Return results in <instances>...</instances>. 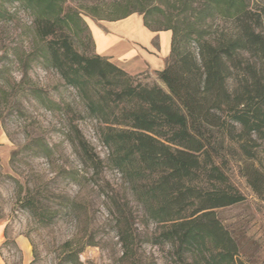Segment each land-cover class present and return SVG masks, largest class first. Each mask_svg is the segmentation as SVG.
<instances>
[{
	"label": "rangeland",
	"instance_id": "1",
	"mask_svg": "<svg viewBox=\"0 0 264 264\" xmlns=\"http://www.w3.org/2000/svg\"><path fill=\"white\" fill-rule=\"evenodd\" d=\"M248 2L261 13L264 31V0ZM125 4L137 10L107 18ZM34 6L0 0V264H191L160 241V224L145 216L131 185L110 165L98 120L45 57ZM140 9L151 27L172 25L185 37L195 31L214 37L233 27L221 15L222 2L208 9L205 0L61 1L62 14L77 13L82 20L70 32L78 51L101 50L135 82L165 88L157 72L168 59L172 31L147 28ZM120 39L116 50L107 48ZM190 46L196 49L194 42ZM122 48L124 54L115 55ZM219 154L244 199L217 208V216L241 243L243 256L264 264V201L240 170L244 162L264 166V141L252 159L226 138ZM89 156L101 164L94 167ZM121 235L128 238L126 253Z\"/></svg>",
	"mask_w": 264,
	"mask_h": 264
},
{
	"label": "trees",
	"instance_id": "2",
	"mask_svg": "<svg viewBox=\"0 0 264 264\" xmlns=\"http://www.w3.org/2000/svg\"><path fill=\"white\" fill-rule=\"evenodd\" d=\"M26 1L38 11L34 23L45 57L98 120L110 165L131 185L145 216L160 224V241L169 242L183 262L252 264L216 209L244 199L220 158L224 139L236 143L246 159L264 141L261 13L248 0H205L208 9L222 2L221 15L233 27L214 37L204 31L185 37L172 25L151 27L140 9L147 28L172 31L168 59L157 72L163 88L135 82L99 53L78 51L70 32L82 20L77 13L62 14V0ZM136 10L125 4L107 18ZM85 143L78 140L89 154ZM89 159L94 167L101 164L98 156ZM240 170L264 201V166L244 162ZM121 239L126 253L128 238Z\"/></svg>",
	"mask_w": 264,
	"mask_h": 264
},
{
	"label": "crops",
	"instance_id": "3",
	"mask_svg": "<svg viewBox=\"0 0 264 264\" xmlns=\"http://www.w3.org/2000/svg\"><path fill=\"white\" fill-rule=\"evenodd\" d=\"M148 38H149V36H148ZM169 40V34L168 33H165V34H163V44H164V48L166 49V46H167V44H168V41ZM123 40H115V41H112L111 42V44L107 47V48H109L110 47V49L111 48H114L115 50H116V46H119V44L122 42ZM129 48V47H128ZM122 50V51H121ZM123 51H124V48H122V49H118L117 50V53H115V55H117V56H122V54H124L123 53ZM127 51H129V49L127 50ZM166 51V50H165ZM125 52V51H124ZM96 53H99V54H101V50H97V52ZM162 68V66H160V68H159V70Z\"/></svg>",
	"mask_w": 264,
	"mask_h": 264
}]
</instances>
